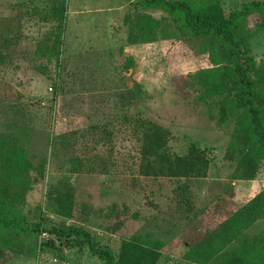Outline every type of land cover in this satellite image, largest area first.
<instances>
[{
    "label": "rangeland",
    "instance_id": "374dc122",
    "mask_svg": "<svg viewBox=\"0 0 264 264\" xmlns=\"http://www.w3.org/2000/svg\"><path fill=\"white\" fill-rule=\"evenodd\" d=\"M61 1L0 0V214L44 229L73 226L114 256L121 241L137 240L158 253L154 264H221V253L242 238L264 235L263 215L207 259L208 252L191 250L237 208L221 199L232 185L250 192L240 206L264 191V161L253 180L232 178L233 163L223 155L237 112L201 74L205 61L157 32L130 35L137 17L163 18L140 0H64L60 25ZM216 1L226 15L249 0ZM55 37L57 59L45 53ZM247 45L264 97V33ZM124 117L169 131V153L184 154L192 143L208 159L207 177L188 181L189 213L176 204L171 180L137 175L138 141ZM94 125L108 138L90 131ZM14 151L27 169L12 178L1 164ZM5 239L0 264H101L46 232ZM46 239L53 247L40 250Z\"/></svg>",
    "mask_w": 264,
    "mask_h": 264
},
{
    "label": "trees",
    "instance_id": "16d2710c",
    "mask_svg": "<svg viewBox=\"0 0 264 264\" xmlns=\"http://www.w3.org/2000/svg\"><path fill=\"white\" fill-rule=\"evenodd\" d=\"M149 9L160 12L161 19L141 15L129 25L131 31L147 36L157 32L158 37L171 47L178 46L189 56L202 58L207 64L202 69L209 82L216 81V88L226 96L228 104L236 110L235 129L230 135L223 158L233 163L234 180L251 181L264 161V97L256 90L251 76L253 64L247 40L253 34L264 33V0H249L240 9L223 15L216 0H140ZM64 0L61 1L59 23L63 21ZM251 21V28L247 24ZM166 23V24H164ZM59 37L52 40L45 51L57 59ZM182 53L180 56H186ZM188 56V54H187ZM1 58V55H0ZM1 60V59H0ZM214 79V80H213ZM138 141L136 173L143 178H165L174 183L171 189L176 204L190 208L188 181L205 179L209 162L202 151L190 143L184 154L169 153L167 144L170 133L159 125L139 117H124ZM98 138H108L109 133L97 125L89 127ZM1 168L10 177L25 172L26 162L20 151L4 157ZM264 215V191L254 195L245 205L230 213L216 229L210 231L198 243L192 245L194 254L208 252L206 259L219 253L226 243L238 238L252 223ZM34 234L46 232L56 239L71 241L78 248L101 264H154L158 253L149 245L137 240L121 241L117 255L93 241L83 230L73 226L44 229L39 223L25 225L17 215L0 214V261L5 258L7 234ZM39 249L53 247L46 239L38 243ZM196 261L200 256H192ZM191 257V258H192ZM202 258V256H201ZM221 264H264V235L241 239L233 251L221 253Z\"/></svg>",
    "mask_w": 264,
    "mask_h": 264
},
{
    "label": "crops",
    "instance_id": "0c3cea01",
    "mask_svg": "<svg viewBox=\"0 0 264 264\" xmlns=\"http://www.w3.org/2000/svg\"><path fill=\"white\" fill-rule=\"evenodd\" d=\"M198 180H203V179H198ZM237 183L238 182H242L241 180H237L236 181ZM247 182H249V181H247ZM245 194H248V195H250V192H248V191H244L243 190V192L241 191V188L238 186V185H232V188H231V190H230V193H226V195L224 196H222L223 198H221L222 200H226V201H228V202H230L231 203V205L233 206V207H236L237 206V208L236 209H231V210H229V211H231V212H229V214L230 213H232V212H234V211H236L237 209H239L241 206L238 204L239 202H240V200H241V198L240 197H243ZM256 195V194H255ZM230 196V197H229ZM254 196V194H252L251 193V198ZM250 200V199H249ZM248 200V201H249ZM222 202V201H221ZM220 202V203H221ZM239 205V206H238ZM192 210V204H190V208H189V210L188 211H186L185 209H184V211L186 212V213H189L190 211ZM228 214V215H229ZM259 220V219H258ZM257 221V220H256ZM255 221V222H256ZM254 222V223H255ZM254 223H252L250 226H252ZM249 226V227H250ZM248 227V228H249ZM247 228V229H248Z\"/></svg>",
    "mask_w": 264,
    "mask_h": 264
}]
</instances>
